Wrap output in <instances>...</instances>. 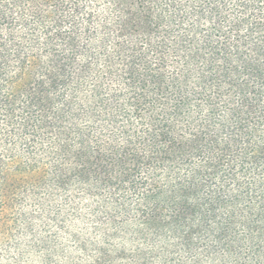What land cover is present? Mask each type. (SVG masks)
<instances>
[{"label": "trees", "instance_id": "trees-1", "mask_svg": "<svg viewBox=\"0 0 264 264\" xmlns=\"http://www.w3.org/2000/svg\"><path fill=\"white\" fill-rule=\"evenodd\" d=\"M169 1L178 18L163 24L161 13V45L119 47L128 54L119 69L108 56L102 72L81 65L69 99L63 98L62 106L77 119L127 125L132 135L122 146L109 140L73 147L62 127L64 111L54 109L52 94L67 85L76 63L69 57L77 50L74 33L55 35L66 49L63 55L47 35V67L17 49L14 76L0 93L1 138L20 132L34 134L29 137L34 140L42 130L55 132L59 143L53 154L62 162L53 177L61 188L74 178L91 189L127 186L149 154L169 174L193 167L191 182L166 192L161 201L173 210L161 231L164 225L177 232L183 226L181 246L190 252L184 264H264V0ZM45 14L37 13V20L44 22ZM6 21L0 15V28ZM7 62L0 39V79ZM133 121L150 127L138 131ZM3 128L10 132L3 134ZM9 162L0 158L5 198L26 184L11 183L7 173L33 178L38 170L34 160L28 167L13 157Z\"/></svg>", "mask_w": 264, "mask_h": 264}, {"label": "rangeland", "instance_id": "rangeland-1", "mask_svg": "<svg viewBox=\"0 0 264 264\" xmlns=\"http://www.w3.org/2000/svg\"><path fill=\"white\" fill-rule=\"evenodd\" d=\"M37 1L0 0V15L7 17L0 28V39L8 60L3 68L6 76L0 79V93L7 77L14 76L17 49L22 55H34L47 67V35L54 41L52 48L63 55L66 49L55 35L67 37L74 33L77 50L69 57L76 63L69 70L67 85L52 94L54 109L64 111L62 127L70 133L73 147L83 141L93 148L109 140L122 146L127 135H132L127 125H111L104 118L93 122L77 119L64 109L63 98L69 99L81 65L88 64L102 72L108 56L119 69L128 55L119 47L129 48L132 42L139 45L145 41L161 45V13L163 24L177 19L176 4L169 0ZM45 12L44 22L38 21L36 14ZM162 31L171 32L166 27ZM132 125L138 131L150 127L145 122L133 121ZM2 132L7 134L10 128ZM31 135L34 134L15 132L12 139H2L0 135V158L5 165L13 157L17 164L27 167L34 160L38 169L31 175L33 178L7 173L11 183L26 184L10 192L9 198L0 193V264H184L190 252L181 246L179 234L183 226L177 232L164 225L161 231V222L168 223L173 212L171 206H161V201L166 192L191 182L189 173L193 167L169 174L162 171L160 162L154 164L149 154L127 186L91 189L74 178L61 188L53 177L55 167L62 162L53 154L59 143L56 133L42 130L29 140ZM90 181L95 184V179ZM6 200L9 204L2 209ZM110 217H114L113 222ZM198 237L193 241L195 245Z\"/></svg>", "mask_w": 264, "mask_h": 264}]
</instances>
